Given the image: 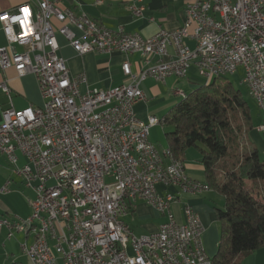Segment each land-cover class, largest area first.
<instances>
[{"label":"built area","instance_id":"2783aa9c","mask_svg":"<svg viewBox=\"0 0 264 264\" xmlns=\"http://www.w3.org/2000/svg\"><path fill=\"white\" fill-rule=\"evenodd\" d=\"M56 2L30 0L0 13L6 39L0 47V90L11 100L5 72L12 69L17 76L33 74L43 99L41 107L11 104L2 111L0 155L34 197L27 217L13 215L17 228L0 217V230L8 240L31 234L32 241L20 245L31 264H56L58 258L62 264H212L198 215L185 204V221L177 222L171 211L177 196L168 190L194 195L209 190L207 183L189 178L179 159L177 169L164 166V148L149 139L159 118L141 120L133 106L148 100L140 88L147 78H182L194 66L204 80H212L240 68L264 132V0H189L181 27L147 37L109 29ZM131 9L137 17L145 10L142 4ZM57 35L79 55L139 54L143 66L134 72L126 58L125 81L108 89L89 87L84 73L70 75L58 54ZM17 154L26 160L22 165ZM106 177L112 180L107 183ZM9 185L5 181L0 194L9 193ZM136 199L165 217L156 232L135 236L122 220ZM31 225H38V232H31Z\"/></svg>","mask_w":264,"mask_h":264},{"label":"crops","instance_id":"0c3cea01","mask_svg":"<svg viewBox=\"0 0 264 264\" xmlns=\"http://www.w3.org/2000/svg\"><path fill=\"white\" fill-rule=\"evenodd\" d=\"M29 1L0 0V13L10 11L19 4ZM188 2L189 0H101V2H95V0H57L56 5L62 9H71L75 13L84 12L90 18L109 29L116 30L118 27H122L127 33L147 37L161 29L174 30L181 27ZM132 4H142L144 6L145 10L142 16L137 17L133 14ZM52 24L56 28L59 26V23L54 19H52ZM57 39L60 46L58 54L66 60L70 75L75 76L84 73L87 78V86L92 88L108 89L125 81L121 71V64L126 58L130 63L131 70L134 72H138L143 66L142 58L139 54H132L127 57L119 52L79 55L61 35H57ZM185 43L189 47L191 45L194 47V42L190 39H186ZM5 44L6 39L0 27V47ZM16 49L19 51L23 50L19 46ZM188 70L196 71L194 66H191ZM238 71L242 72V69L239 68ZM5 76L9 79L8 85L11 90V100L0 90V122L2 111L11 104L15 109H23L27 106L41 107L43 105V99L33 74L27 73L17 76L14 70L9 69L5 72ZM190 76L187 72L185 77L170 76L164 82H157L151 78L142 81L140 88L144 91L148 100L137 102L133 106L136 116L141 120H146L149 115L161 118L180 101L178 97H183V94H187L186 91H181L178 94L176 91L179 89L186 90V88L193 85V78ZM2 79L3 74L0 71V82ZM85 88L86 85H81L82 91ZM255 107L252 112L253 128L249 131L248 137L257 147L260 157L264 160V132L259 129L262 117L256 104ZM158 130L159 132L162 130L165 132L163 124L159 123V125L150 129V141L158 148L169 147L164 133L159 134ZM17 155L18 165H22L26 160L20 154ZM181 161L184 166V172L189 178L199 182H206L204 168L201 163V154L197 148L187 149ZM7 180L10 181L9 190L10 188L11 190L7 194H0V217L13 218L11 213L5 215L6 212H10L9 207L11 205L8 207L3 201L5 200L3 197L14 193L12 187L17 185V180L20 181L21 185L23 182L14 173V168L9 165L5 157L0 155V186ZM18 190L20 189L18 188ZM159 190L164 191V188L159 186ZM168 190L177 196V201L171 206V211L177 222L185 221V204L190 205L198 215L204 228L202 233L203 247L207 255L212 258L217 251L219 242V222L216 216V209L222 208L223 197L211 189L194 195L182 193L175 187H170ZM26 193L25 197L29 205V200L33 199L34 195L32 192ZM28 214H30V209L25 204L24 213L19 215L26 217ZM122 220L129 226L135 236H142L156 232L165 217L144 200L136 199ZM31 241V234L24 233L14 235L12 239L8 240L6 231L0 230V264H31L20 248L21 242L30 243ZM235 264H264V245L252 253L237 256Z\"/></svg>","mask_w":264,"mask_h":264},{"label":"trees","instance_id":"16d2710c","mask_svg":"<svg viewBox=\"0 0 264 264\" xmlns=\"http://www.w3.org/2000/svg\"><path fill=\"white\" fill-rule=\"evenodd\" d=\"M222 77L186 94L160 119L172 158L197 148L209 189L223 197L212 264H235L264 245V160L248 137L253 118L246 98Z\"/></svg>","mask_w":264,"mask_h":264},{"label":"rangeland","instance_id":"374dc122","mask_svg":"<svg viewBox=\"0 0 264 264\" xmlns=\"http://www.w3.org/2000/svg\"><path fill=\"white\" fill-rule=\"evenodd\" d=\"M190 47H193V45H191ZM187 72H188L189 75H191L190 77L193 78V82L194 83L189 88H186V90H182V89H179V90L180 91H186V93L188 95L191 91H193L195 88H197L198 86H200V85H202L204 83V78L201 77L200 75H198L195 70H193V71L188 70ZM242 75H243L242 72L238 71L234 75H231V74L230 75H225L222 78L225 81L231 82L236 89H239L243 93V96L246 98V100H247V102H248V104H249V106L251 108V111L253 112L256 107H255L254 101L248 96V91H247L246 86L240 82V79L242 78ZM181 99H182L181 96L178 97V100H181ZM158 132H159V130H158ZM160 133L163 134L164 131L162 130V131L159 132V134ZM111 180L112 179L110 177H106V182L107 183L110 182ZM16 182H18L17 185H14L16 188L14 186L12 187L14 193H11V194L7 195L6 197H3L5 199L3 201L6 203V205L8 207L11 205V207H9L10 212H6L5 215H9L8 213H11L13 215L20 216L19 215L20 213L21 214L24 213V205L27 204V206H29L27 198L25 197V195L27 194L26 192H32V191L29 188H27L24 184L21 185L19 180H17ZM18 188L20 190H18ZM10 190H11V188H10ZM29 209H30V207H29ZM219 228H220V226H219ZM219 232H220V229H219ZM18 234H21V233H16L15 235H18ZM13 240H15V239H13ZM22 243H24V242H21L20 245ZM60 261L61 260L58 258L57 264H61L62 262H60Z\"/></svg>","mask_w":264,"mask_h":264},{"label":"bare ground","instance_id":"6f19581e","mask_svg":"<svg viewBox=\"0 0 264 264\" xmlns=\"http://www.w3.org/2000/svg\"><path fill=\"white\" fill-rule=\"evenodd\" d=\"M210 0H202V3H209ZM231 73L229 72H221V74H215V78L219 77V76H225V75H230ZM233 75V74H231ZM210 80H204V83H208ZM186 94H183V97ZM159 123H161V119L159 118ZM165 150V157H164V166L170 169H177V160L172 158L171 156V152L169 147L164 148ZM207 188L208 185H207ZM5 219V226H7L8 228H17V221H14L13 218H9V217H5L2 216ZM31 232H38V225H31Z\"/></svg>","mask_w":264,"mask_h":264},{"label":"snow or ice","instance_id":"6c2138e0","mask_svg":"<svg viewBox=\"0 0 264 264\" xmlns=\"http://www.w3.org/2000/svg\"><path fill=\"white\" fill-rule=\"evenodd\" d=\"M23 11H24L25 13H27V9H24Z\"/></svg>","mask_w":264,"mask_h":264}]
</instances>
